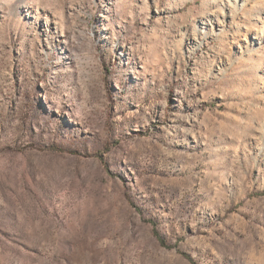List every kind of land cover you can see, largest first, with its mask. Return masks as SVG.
I'll list each match as a JSON object with an SVG mask.
<instances>
[{
  "label": "rangeland",
  "instance_id": "obj_1",
  "mask_svg": "<svg viewBox=\"0 0 264 264\" xmlns=\"http://www.w3.org/2000/svg\"><path fill=\"white\" fill-rule=\"evenodd\" d=\"M0 264H264V0H0Z\"/></svg>",
  "mask_w": 264,
  "mask_h": 264
}]
</instances>
